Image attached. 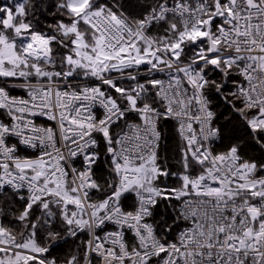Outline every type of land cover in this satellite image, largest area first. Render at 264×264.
Returning a JSON list of instances; mask_svg holds the SVG:
<instances>
[{
	"label": "snow or ice",
	"instance_id": "obj_1",
	"mask_svg": "<svg viewBox=\"0 0 264 264\" xmlns=\"http://www.w3.org/2000/svg\"><path fill=\"white\" fill-rule=\"evenodd\" d=\"M0 264H264V0H0Z\"/></svg>",
	"mask_w": 264,
	"mask_h": 264
},
{
	"label": "built area",
	"instance_id": "obj_2",
	"mask_svg": "<svg viewBox=\"0 0 264 264\" xmlns=\"http://www.w3.org/2000/svg\"><path fill=\"white\" fill-rule=\"evenodd\" d=\"M15 91H19V90H15Z\"/></svg>",
	"mask_w": 264,
	"mask_h": 264
}]
</instances>
